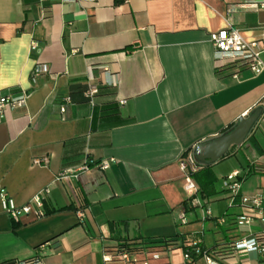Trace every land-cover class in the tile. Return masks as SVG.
Here are the masks:
<instances>
[{
    "label": "crops",
    "instance_id": "0c3cea01",
    "mask_svg": "<svg viewBox=\"0 0 264 264\" xmlns=\"http://www.w3.org/2000/svg\"><path fill=\"white\" fill-rule=\"evenodd\" d=\"M260 1L0 0V95L24 97L0 113V192L23 205L48 190L41 218L15 221L0 203V264H103L104 250L130 239H200L210 252L236 240L238 200L230 206L215 183L252 161L264 169V70L218 67L209 34L237 29L264 63ZM37 63L48 72L34 75ZM89 85L98 89L91 99ZM256 108L242 145L199 166L196 192L187 191L183 153ZM241 151L250 155L227 163ZM104 159H113L105 170L72 172ZM251 174L264 186V170ZM158 252L175 264L183 247ZM200 258L193 264H205ZM261 259L249 253V264Z\"/></svg>",
    "mask_w": 264,
    "mask_h": 264
},
{
    "label": "built area",
    "instance_id": "2783aa9c",
    "mask_svg": "<svg viewBox=\"0 0 264 264\" xmlns=\"http://www.w3.org/2000/svg\"><path fill=\"white\" fill-rule=\"evenodd\" d=\"M259 8L264 7V0L256 4ZM209 39L214 51L215 61L220 62L218 67L235 66L249 67L255 73L264 70V63L259 59V51L255 41H247L237 29L232 27L222 28L209 34ZM32 49L35 44L32 43ZM48 72L45 64L37 63L34 66L33 74ZM237 77V73L233 74ZM98 89L95 85H89L84 92L86 98L91 99ZM64 102L69 103V97L64 98ZM24 103V97L18 100H11L8 95H0V113L10 107H20ZM60 111H65V105H61ZM113 159H104L99 163H91L85 161L74 171L86 170L92 164L102 170L109 167ZM193 153L189 152L182 156L179 162L180 168L184 173L185 189L187 191L196 192V185L191 178L190 173L197 171V164ZM257 161H252L249 166L234 170L226 174L222 180V189L228 194L229 205L232 206L238 200L239 211L235 215L233 225L238 236L231 243V256L226 258L218 257L217 260L204 249L200 239L192 240L183 249L182 260L175 264H193L194 259L202 257L205 264H221L227 259H234L237 264H249V253L255 252L262 256L260 264H264V186L260 187L252 196H244L240 194L241 183L250 173L262 172L260 166H257ZM48 192L47 188L36 193L29 202L23 205H16L14 200L4 192H0V203L2 209L15 221L19 215L32 213L35 218H41L44 215L43 211V195ZM192 206H201L199 200L192 199ZM202 207V206H201ZM204 218L211 217V211L203 209ZM181 221L184 222L183 216ZM215 223L222 225L225 223V217H216ZM157 250L143 251L141 253L133 252L129 246L117 244L116 246L106 249L102 252L103 264H150L147 254L156 253ZM144 255V256H141ZM221 262V263H220ZM21 264H48L43 262L38 257H32L23 261Z\"/></svg>",
    "mask_w": 264,
    "mask_h": 264
},
{
    "label": "water",
    "instance_id": "95a60500",
    "mask_svg": "<svg viewBox=\"0 0 264 264\" xmlns=\"http://www.w3.org/2000/svg\"><path fill=\"white\" fill-rule=\"evenodd\" d=\"M260 113V110L255 109L245 117H238L230 131L196 144L192 150L195 159L200 163L211 164L225 156L232 146H241Z\"/></svg>",
    "mask_w": 264,
    "mask_h": 264
},
{
    "label": "trees",
    "instance_id": "16d2710c",
    "mask_svg": "<svg viewBox=\"0 0 264 264\" xmlns=\"http://www.w3.org/2000/svg\"><path fill=\"white\" fill-rule=\"evenodd\" d=\"M115 1L116 2H120L121 0H115ZM87 87L88 86H86V88L83 89V92H85L87 90ZM256 109L260 110V112L262 110L261 108H256ZM233 126L234 125L227 126L221 132V134L230 131L233 128ZM251 140H252V143L256 146V143L254 142L253 138ZM233 147H235V146H232L231 148H233ZM186 154H187V152H184L182 156H184ZM197 164L199 166H203L204 163L198 162ZM199 173L200 172L196 171V172L190 173V175H191V177H196L197 174H199ZM205 180L207 181V183L204 186H200L202 191H205L204 189H205V186L207 184L209 185V184L212 183V178H208V179H205ZM184 243H185V241H180L175 236H172V237H165V238H162V239H155V238H150V239H147V240H144V239H130V240L121 241L118 244L119 245L123 244V245L129 246L131 251L137 252V253H141L143 251H150V250L160 251L162 249H175V248H178V247H183V249H184L187 246V244L184 245ZM208 252L215 258H218V257H220V258L229 257V256H231V253H232L231 252V244L230 243H226L223 247L220 248L219 251H213V252L208 251Z\"/></svg>",
    "mask_w": 264,
    "mask_h": 264
},
{
    "label": "rangeland",
    "instance_id": "374dc122",
    "mask_svg": "<svg viewBox=\"0 0 264 264\" xmlns=\"http://www.w3.org/2000/svg\"><path fill=\"white\" fill-rule=\"evenodd\" d=\"M259 140L262 139V141H264V135H262V137L258 136ZM244 154H247L248 156L250 155L248 152L244 151V152H238L236 155L231 156L229 162L230 164H237L236 160H243L244 159ZM225 164L224 166H222V168H226ZM238 166V165H237ZM228 168V167H227ZM262 176H260L259 174H251L249 177H247L245 180L242 181L241 183V189L244 196H252L253 194H255V192L259 189L257 188L260 184V179ZM220 179V178H219ZM216 184V188L217 190L221 191L222 189V185L221 182H217ZM257 188V189H256ZM223 190V189H222ZM251 192V193H249ZM226 193V192H225ZM227 194V193H226ZM228 203H229V198L227 197ZM215 202H211V204H214ZM205 208V207H203ZM199 209V208H198ZM201 209V208H200ZM205 233H209V231H205ZM178 249V248H177ZM179 250H181V248H179ZM162 252H156V253H149L147 254V258L150 264H167L166 263V259L165 256H160L162 255ZM144 256V255H141ZM254 257L253 255H251V258ZM202 259V258H200ZM254 259V258H253Z\"/></svg>",
    "mask_w": 264,
    "mask_h": 264
}]
</instances>
